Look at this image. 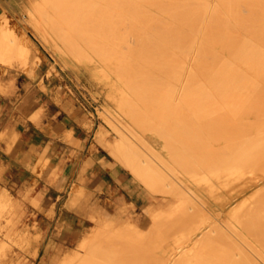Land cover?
<instances>
[{"label":"rangeland","instance_id":"rangeland-1","mask_svg":"<svg viewBox=\"0 0 264 264\" xmlns=\"http://www.w3.org/2000/svg\"><path fill=\"white\" fill-rule=\"evenodd\" d=\"M51 1L52 0H0V23L4 22L5 25L8 24L6 25V28H8L7 30L13 32L15 38L14 46H22L25 50L23 57L17 58L15 61L16 64L14 63L13 66L0 64V68L3 69V72L7 74V76L13 74H26L35 80H41V82H43V76H45L46 82L55 88L57 94H60L64 100L71 102L72 105L80 108L83 113H86L93 119L97 125L98 143L105 148L110 160L114 164H118L130 172L132 179L139 185L138 187L141 190L143 199L139 208H135L133 204H127L117 208L112 206L100 208L93 205L91 202V195L87 190L80 187L77 183H71L68 187L61 188L59 191L52 189V195L54 197L61 196L60 203L57 205L51 204V208L46 214L43 213V206L37 203L30 206L20 204L18 208H15V206H11L8 201L3 200L2 203H0V264H50L56 260L60 262L62 257L66 260L69 256V260L75 255L78 256L77 253L84 254L86 250L93 252L102 251L103 249L101 248H103V244L89 243V239L91 240L94 236L91 235L95 234L97 231L102 233V230H105V233L110 229L115 232H122L120 229H128L132 231L131 233L136 231L138 233L135 232L136 235L140 233V236H142H137L139 237L138 239L132 234L137 239L130 240L131 238H128L127 242L125 240L124 244V240H122L121 243L120 239L121 248L119 245V252H113L114 258L118 260L120 264H171V260L169 259L171 253L178 250L182 245L188 244L192 238L201 235L204 231H209L210 236H206L197 243L194 250V264H232L231 258L234 260V264H240V259H238L239 261H235L237 252L239 251V245L236 240H229L230 238L228 237V241L224 238L226 234L224 236L223 231H228L226 230L227 227H225L224 222H217V224L213 223V226L208 217L199 210L198 207L200 204L197 206V203L205 201L206 199H211L212 202H218L223 198V196L229 192L228 188L234 177L233 174L240 170L239 161H233L228 158L226 145L231 139V127L228 122L222 121L221 118L219 119L218 117V114H220L223 109L221 107L222 105L218 103V101L220 102V98L216 97V105L209 104V102L205 104V101L199 102L200 105L198 103H196L198 105H191V107L189 104L185 106L187 103L183 104V109L186 114L190 113L189 110L193 108V110L198 112V118L202 121L195 119L197 116L191 114L190 118L192 116V121L196 120L202 124H200L198 128V131L201 133L198 132L200 136L198 137L197 143H192L196 144L194 147L196 149H189L187 152H184L182 157V160L188 162V165L191 164L189 169L194 168L197 172L193 173L194 175L192 173L188 174L184 184H180L176 177L178 182L175 184L174 181H176V178L172 177L174 173L170 169L169 171L171 172L167 174L168 168L165 167L166 170H164L165 165H163V170L165 172L161 171L166 174L164 177L161 172L155 171L151 166L145 164L143 154L134 146L136 144L138 148H142V152L145 151V153H147V147H141V145L145 146V144L140 141L141 137H145L151 141H154V139L159 140L161 136L159 135L158 137L157 132L161 133L163 130L160 131V128L163 129L164 127H161L159 122L160 119H155V121L159 123L155 122L151 124V118L157 115L156 113L159 109H162L159 108L160 105L154 103L155 105H159L157 106L158 108L156 106L154 108L153 103L151 104V108L155 110L157 108V111H155V115L153 112L151 113L153 116H150L147 109H149L150 112L152 111L149 106L151 102H148L149 104L145 102L146 100L151 101L153 97H159L156 95L152 96L156 90H152V94H150L151 92L148 93L150 94L148 98L152 96L151 99L144 98L145 100H141L145 103L146 107H149L145 109L144 105L142 106V102H140L142 104H138L140 101L139 95H141L142 92L138 95L134 90H130L134 88V86L132 87L131 82H128L131 87H129V92L126 85L123 86V82L126 84L129 80L126 81L127 77L121 80V78H124L121 76L122 72H124V76L129 75L127 71V75H125V67L127 64L129 65V63L125 60L126 58H124L129 54V49L124 46H126L127 43L128 45L131 44L130 46L133 47V49L135 48L137 54H139V50H142L141 48L143 47V42L139 39V36L134 33V27L132 28L133 25H138L132 20L136 13L130 12L131 10L128 11L125 7L118 9L117 11H120V14L114 16V20L110 18L111 21L113 20L112 24H114L115 20L120 22L126 21V23H120L119 34L117 33L116 36L110 37V40L107 38V40H105L107 42L101 41L100 44L98 40V42L96 41L92 31L90 32L92 34L87 33L88 35H80L77 33V29L74 27L76 21L68 6H61L59 11L57 9L54 10L51 7ZM59 1L64 5L69 4L67 0ZM7 19L8 23L6 22ZM110 27L111 26H109L108 29H110ZM120 37L124 42L121 46L120 41H116L118 38L120 39ZM128 37L130 43L126 42ZM108 40L111 42L116 41L117 43L111 44ZM109 44L111 45L109 47H115L114 49H116V51L121 50L119 54H122L119 55L111 49L110 53L112 54L108 53ZM104 46L107 47L106 50H108V52L103 48ZM150 50V57L155 56L156 46L153 45ZM106 52L107 54H105ZM113 54H115V56ZM107 55L109 56L108 58ZM118 55L119 57L116 58ZM142 55H138V57H136L137 60L133 62V66L136 67L137 71L139 68V75L143 74L141 72L143 70L142 65H151V62L155 63L156 61L153 57L149 60V56L148 60L146 56L144 57L146 60H143L144 58H142ZM112 56L115 58H112ZM109 58L113 60L111 61ZM186 61L187 60H185V62ZM87 63L96 66L99 71L102 70L100 72L101 79L94 77L92 71L87 68ZM117 66L119 68L124 66V70L121 73L120 70L116 72ZM140 67L142 70H140ZM130 68V66H127L126 70L130 71L131 74L128 77L132 81V78H134L132 75H134L135 70L131 68L132 71H134L133 73ZM105 71L109 76L105 74ZM117 73L120 74L117 75ZM138 73L136 72L135 76ZM184 74L183 76L185 77L182 76L183 81L181 89L183 88L182 94L185 97L189 92V94H196L195 96L200 98V95H203V93L205 96L206 93L210 92V90L208 89V91L205 87H201V90H199L200 88L196 91L191 90L188 86L189 80H187L190 77V73L186 71ZM106 77L111 78L115 83H120V90H123L125 96L129 94V99L135 100L134 102L131 101L135 103L132 105H136L137 103L141 109L146 110V113L148 112L147 116H149V118L143 115L144 111L142 110L141 114L143 115L142 117L145 116L143 118L145 121H143L142 117L141 119L138 118L144 122L143 125L145 126L142 127H144L146 131H143L144 128L140 131L141 127H139L140 124L138 123H142V121L138 122L139 120L134 117L137 120L136 122L132 117L135 113L132 112L134 113L132 115L131 111H129V102L126 101L127 107L126 103L124 105V102L122 105L118 103V100L122 99L123 101V98H125L124 96L121 97L123 94H121L122 90L118 92L119 95L117 99L112 98V88L103 81V78L106 79ZM183 84L185 87L187 85V87H183ZM135 87V89H137L136 92L139 89H142V91L144 89L141 86L139 89L137 86ZM203 88L205 90H202ZM181 89L179 95H181ZM131 91L135 93V95H132ZM144 91L146 93L143 94L144 96L142 95L143 97L147 94L146 89H144ZM216 93L214 92V95L219 96L218 92ZM136 95H138V101L136 100ZM204 96H202V98H204ZM143 97H141V99ZM180 98L184 97L182 96ZM154 100L156 101V99ZM136 107L135 109H138ZM185 107L189 110L185 109ZM160 110L158 115L160 114ZM137 111H140V108L136 110V113ZM206 111L209 114L212 111L217 114L214 116V118L217 117V119H213L214 121L209 124L210 129H213V134L211 136L203 134V130L206 129L208 125V123H205L207 118L203 115L207 113ZM158 115L155 117H160ZM136 116L138 117V114H136ZM148 120H150V122ZM146 121L149 123L146 124ZM148 124L149 126L146 127ZM153 124H155V127H157L156 124H159V127L156 128L157 132H155V130L154 132L152 131V128H154ZM135 125L139 127V129ZM133 130H135V132ZM191 130L192 127H189L186 129L185 133V136L190 140L193 138ZM151 131L153 133H151ZM131 132L135 135L137 134V137ZM138 134L141 137H139ZM201 136L203 138L205 137V140L210 146L205 142L201 144L203 141ZM130 141H132V143ZM119 146L128 154L133 153L135 157L143 163V166L147 167V169L152 172L153 179H155H152L155 181L152 186L141 181L143 179L133 174L119 158L116 157L114 150ZM148 155L149 157L151 155L149 151ZM154 162H157L156 159ZM159 168L162 169V163L159 165ZM171 173L173 174L171 175ZM168 177L174 180L171 181L172 179L170 178L169 181L167 179ZM65 207L72 208L81 215H73L66 212L62 213L61 211ZM38 211H40V213H37ZM154 223L157 225L156 227L151 226L152 224L154 225ZM153 228H156V231H154L155 229ZM219 228H222L223 231L219 230ZM106 229L108 230L106 231ZM148 229L151 231L153 229L154 232L151 233L150 231V233H148ZM123 233V235H125L124 231ZM27 235L29 237H27ZM119 235L122 236V234ZM25 236L27 238H25ZM28 238L31 239L28 240ZM95 257L94 262L97 264L100 258L98 257L97 259V256ZM182 261L173 262V264H184Z\"/></svg>","mask_w":264,"mask_h":264},{"label":"bare ground","instance_id":"bare-ground-1","mask_svg":"<svg viewBox=\"0 0 264 264\" xmlns=\"http://www.w3.org/2000/svg\"><path fill=\"white\" fill-rule=\"evenodd\" d=\"M52 1V6H50L54 10L57 9L59 11L61 6L69 7L76 21L74 27L77 29L78 34L94 33V37L99 43L101 41L107 42L105 41L107 38L110 40L112 36H116L117 33L119 34L120 23H126V21L120 22L115 20L114 24H112L114 16L120 14V11H117L118 9L125 7L128 11L131 10L130 12L137 14H134L132 20L138 25H133L132 28L134 27V33L137 34L139 39L143 42V47L141 48L142 50H139V54H137L135 48L133 49V47L130 46L131 44L128 45L127 43V45L124 46L129 49V54L124 57L129 63L126 67L130 66L135 70V73H138L139 68L137 71L136 67L133 66V62L137 60L136 57L140 54H143L142 58L146 56L148 60L149 56V60L153 57L156 61L155 63L151 62V65H142L143 70L140 67L143 73L142 75L138 73L135 76L134 71L130 68L131 72L134 73V75H132L134 76L132 81L128 77L131 73L126 70V67L125 75H127V71L129 72L128 76L123 75L124 72L122 71L124 70V66H122L123 69L120 67L122 70L117 66L116 72H119L118 70H120V73L122 72L121 76L124 78L120 77L121 80L126 79V77V81L129 80L126 84L123 82V86L126 85L128 90L130 87V83L128 82H131L134 88L130 87V90H134L138 95L142 92V94L139 95L140 101L138 104L140 105L143 103L142 106L144 105L145 109L149 107H146L145 103L142 101L153 93L152 90H156L152 96H159V99L153 97L156 101L151 96L149 97L150 99L152 98L151 101L146 100L145 102H151L149 106L152 111L150 112L149 109H147L150 116H153V114L155 115V111H157L158 108L157 106L160 105L159 108H162L161 110L159 109V115V110L156 113L160 117L156 118L155 116L157 115H155L152 117H155L154 119L151 118V124L156 122L155 119H160L159 122L161 127L164 126L163 129L160 128V131L163 130L160 133L156 131L159 124H156L157 127L153 124L154 128H152V131L154 132L155 130V132L158 133L157 136H161L159 137L160 139L151 141L138 134V136L141 137V143L145 144V146L141 145V147H147L146 149L151 153L150 157L146 149L147 153H145V151H143V153L141 150L142 148H138L135 143V145H133L143 154L145 164L151 166L155 171L161 172L164 177L166 174L162 173V171L165 172V167H167V174L172 171L174 173V176L172 175L173 173H171L172 177H177L179 183L184 184L188 174L197 172L194 168L189 169L191 164L188 165V162L183 161L182 157L184 152H187L189 149H196L194 148L196 144L192 143H197L198 137L200 136L199 133H201L198 131V128L202 123L196 120L192 121V116L190 118V114L197 116L195 119L199 121L202 120L198 118V112L193 110L194 108L189 110L185 107V109L190 111V113L186 114L183 109V104L187 103L185 106L189 104L191 107V105H198L199 102L205 101V104L209 102V104L216 105V97L220 98V102L218 101V103L222 105L221 107L223 109L220 114H218V117L219 119L221 118L222 121L228 122L231 127V139L226 145L228 158L233 161H239L240 170L233 174L234 177L228 188L229 192L226 193L223 198L218 202H212L211 199H206L205 201L197 203V206L200 204L198 207L199 210L208 217L212 225L213 223L217 224V222H224L225 227H227L226 230L228 231L225 232V230L223 231L222 228H219V230L223 231L224 236L226 234L224 238L227 240L229 238V240H236L239 245V251L237 252L235 261H239L238 259H240V264H264V0H67L69 3L67 5L62 4L59 0ZM110 18L113 20L111 21ZM7 21L8 19L6 22ZM6 25L4 22L0 23V64L13 66L17 58L23 57L25 50L22 46H14L15 38L13 32H10V30L8 31ZM109 26H111L110 29H108ZM91 31L92 33H90ZM118 40L120 41V46L124 44L121 37L116 41ZM129 40L128 37L126 42L130 43ZM116 41L109 42L112 44L117 43ZM153 45L156 46V53L155 56L150 57V49ZM109 46L111 45L109 44L108 47ZM103 48L106 50L107 47L104 46ZM114 48L109 47V52L108 50L106 51L110 53L111 50H114V52L119 54L121 50L116 51ZM107 52L105 54H107ZM113 55L115 56V54ZM119 55L116 58H118ZM114 56H112V58ZM108 57L107 55V58ZM146 59L144 58L143 60ZM109 60L111 59L109 58ZM185 60L187 61L185 62ZM87 68L92 71L94 77L101 79L100 72L102 70L99 71L98 68L91 63H87ZM186 71L190 73V77L187 76L189 79H186L189 80L188 86L191 90L196 91L199 88V90H201V87H205V89H209L210 92L206 93L205 96L203 93V95H200L201 98L195 96V93V95L189 94L190 92L188 93L189 95L186 94L185 97L182 94L183 88L181 89V87L183 81L182 76ZM120 73H117V75ZM105 74H107L106 71ZM103 81L112 88V98L117 99L119 95L118 92L122 90H120V83H115V81L109 77H106V79L103 78ZM184 84L183 87H185ZM135 86H137L138 89L140 86L146 89L147 94H145V97H143V94L146 93L144 89L143 91L139 89L140 91L138 90L137 93ZM180 89L181 95H179ZM205 89L203 88L202 90ZM132 91L131 94L135 95ZM214 92H218L219 96H215ZM122 93L124 94L123 90L121 94ZM123 94L121 97L124 96L125 98H123V101L122 99L118 100V103L122 105L124 102L125 105L126 101L129 102V106L126 103V107H130V110L129 108L128 110L131 111V113H135H132L134 116L130 114L133 118L141 119L143 115L149 118V116H147L148 112L146 113V110L141 109L137 103V107L136 105H132L135 104L133 103L135 100L129 99V94H126V96ZM138 95H136L137 99L135 97L137 101L139 100ZM182 96L184 98H180ZM202 96H204V98H202ZM141 97L143 98L141 99ZM152 103L154 108L155 106L157 107L156 110L153 108L154 111L151 108ZM154 103L159 105H155ZM135 107L138 109H135ZM139 108L140 111L136 113V110H139ZM142 110L144 111L143 115L141 114ZM212 112H210V114L208 112L203 114L207 118L205 123H208L207 127L205 125L206 129L203 130L204 135L211 136L213 134V129H210L209 124L217 119V117L214 118L217 114ZM136 114H138V117ZM144 117H142V119ZM136 119L135 121L137 122ZM140 119H138V122L142 121ZM143 121L145 120L143 119ZM143 121L142 123H138L140 124L139 127H141L140 131L144 128L142 126H145L143 125ZM148 121L150 122V120ZM148 121H146V124L149 123ZM148 126L149 124L146 127ZM139 127L137 128L139 129ZM189 127H192L191 132L193 138L191 140L185 136L186 129ZM133 131L135 132V130ZM143 131H146V129L144 128ZM152 131L151 133H153ZM133 135L137 137V134ZM201 138L203 140L201 144L205 142L209 145L205 137L203 138L201 136ZM130 142L132 143V141ZM114 154L126 168L138 178L143 179L139 180L146 182L149 186L154 184L155 181L153 180L155 179H153L152 172H150L147 167H144L143 163H141L133 153L128 154L119 146L115 148ZM151 156L154 159H152ZM155 159L157 162H154ZM157 163H162V169H160L161 167L159 168L160 164ZM163 165H165L164 170ZM169 169L171 171H169ZM170 178L168 177L167 179L169 180ZM173 178H171V181L174 180ZM177 178L176 181H174L175 184L178 182ZM134 186L138 187L139 185L135 182ZM155 223L151 226L156 227L157 223ZM153 229L156 231V228ZM153 229L152 231L148 229L149 232H146L150 233L151 231L152 233L154 232ZM107 230L108 229H106V231ZM120 230H122V232H115L112 230L113 233L110 229L105 232L107 234L104 233L105 230H102V233L105 235L100 231L91 235L94 236L91 240L89 239V243L103 244L104 246L101 248L103 249L102 251L93 252L86 250L84 254L81 253L83 256L77 253L78 256L75 255L76 257H70L71 259L69 260V256L66 260L62 257L60 261L62 263L56 260L50 264H96L94 262L95 256H97V259L98 257L100 258L97 264H120L118 260L114 258L113 252H119L122 240H124V244L125 240L127 242L128 238L134 240L137 238L139 239L137 236H140V233L136 235V231V233H131L132 231L128 229ZM123 231L125 235H123ZM118 233L122 234V236ZM201 235L192 238L188 244L182 245L178 250L172 252L169 258L171 264H173V262H181L182 260L184 264H194V250L196 245L206 236H210V232L204 231ZM27 237L29 236L27 235ZM27 237L25 236V238ZM29 239L31 238H28V240ZM231 261L233 262L232 264H234L232 258Z\"/></svg>","mask_w":264,"mask_h":264},{"label":"crops","instance_id":"crops-1","mask_svg":"<svg viewBox=\"0 0 264 264\" xmlns=\"http://www.w3.org/2000/svg\"><path fill=\"white\" fill-rule=\"evenodd\" d=\"M131 179L98 143L93 119L57 94L45 76L43 82L7 76L0 68V203H37L46 214L60 203L52 189L77 183L95 206L139 208L141 190ZM61 212L81 215L69 207Z\"/></svg>","mask_w":264,"mask_h":264}]
</instances>
